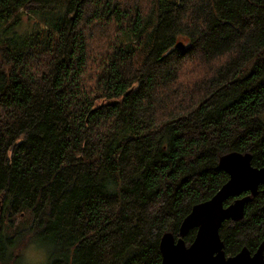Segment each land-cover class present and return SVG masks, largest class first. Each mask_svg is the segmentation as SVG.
Here are the masks:
<instances>
[{"label":"trees","instance_id":"1","mask_svg":"<svg viewBox=\"0 0 264 264\" xmlns=\"http://www.w3.org/2000/svg\"><path fill=\"white\" fill-rule=\"evenodd\" d=\"M263 113L264 0H0V264H160L221 155L264 166ZM249 199L226 255L264 241Z\"/></svg>","mask_w":264,"mask_h":264},{"label":"water","instance_id":"2","mask_svg":"<svg viewBox=\"0 0 264 264\" xmlns=\"http://www.w3.org/2000/svg\"><path fill=\"white\" fill-rule=\"evenodd\" d=\"M182 49V42L176 43ZM249 152L230 151L219 157L218 166L228 179L205 201L194 204L178 226V237L165 232L160 238V264H264L262 241L254 252L243 246L233 255H226L219 228L223 221L239 220L244 206L257 193L259 184L264 190V166L251 164ZM243 191L247 195L240 196ZM233 197L228 204L224 200ZM192 229L195 234L186 244L184 236Z\"/></svg>","mask_w":264,"mask_h":264},{"label":"rangeland","instance_id":"3","mask_svg":"<svg viewBox=\"0 0 264 264\" xmlns=\"http://www.w3.org/2000/svg\"><path fill=\"white\" fill-rule=\"evenodd\" d=\"M29 7H30V5L27 6L25 10L23 9L21 13H25L24 16H31L32 17V13L27 12V8H29ZM18 26H19L18 27L19 31L22 33L30 31L29 23L25 20V17H24V19H22L19 22ZM31 29H32L31 31H33L35 28H31ZM107 38H108V36L105 37V39H107ZM93 39H95V40H93ZM103 39H104V37L99 36V35H96V37H90L89 36V41L93 40V41H91V48H94L97 45H99L103 41ZM94 58H95L94 55H90L89 61H92ZM89 68H90V70H93L94 65L89 64ZM184 69L186 71H190V72L195 71L197 69L196 62L187 61L186 67ZM195 75H196V73L193 74V76H195ZM86 81H87V79H86ZM260 118H261L260 120L264 121V113L260 116ZM41 248H43V247L38 246L36 244H30V246H28V248L25 249V251L23 253L24 256L20 260V263H18V264H46V259H45L46 255L44 254V252Z\"/></svg>","mask_w":264,"mask_h":264},{"label":"flooded vegetation","instance_id":"4","mask_svg":"<svg viewBox=\"0 0 264 264\" xmlns=\"http://www.w3.org/2000/svg\"><path fill=\"white\" fill-rule=\"evenodd\" d=\"M259 188H261V189L263 190V185L259 184V186H258V188H257V191H258ZM249 193H250L249 191H243L242 194H241L240 196L247 195V194H249ZM232 198H233V197H232ZM232 200H233V199H232ZM261 242H262V241H261ZM261 242H260V243H261ZM260 243H259V244H260ZM258 246H259V245H258ZM258 246H257V247H258ZM257 247H256V249H257ZM254 250H255V249H254ZM254 250L252 251V253L254 252ZM262 250H263V254H264V247H263ZM250 252H251V251H250Z\"/></svg>","mask_w":264,"mask_h":264}]
</instances>
